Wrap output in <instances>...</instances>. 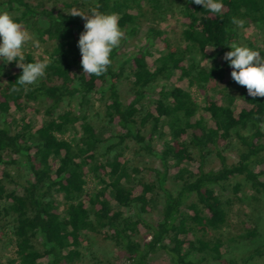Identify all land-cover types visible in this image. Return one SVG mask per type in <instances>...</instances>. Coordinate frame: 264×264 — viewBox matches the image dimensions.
<instances>
[{
  "label": "trees",
  "instance_id": "trees-1",
  "mask_svg": "<svg viewBox=\"0 0 264 264\" xmlns=\"http://www.w3.org/2000/svg\"><path fill=\"white\" fill-rule=\"evenodd\" d=\"M145 6L163 18L172 0H0L1 12L17 11L16 21L49 42L41 55L24 49L25 62L51 59L27 90L15 85L22 71L15 61L7 69L0 61V238L14 246L11 264H80L90 233L118 249V264H150L158 252L170 264H264V211L253 218L241 210L239 231L229 240L243 239L242 250H231L221 235L244 184L250 200L264 202V97H249L240 84L235 93L219 88L232 71L219 54L230 50L227 44L241 45V27L231 18L264 29V0H222L217 14L181 0L182 43L157 22L146 28L151 45L122 54ZM92 7L117 13L124 29L99 77L82 73L77 41L84 19L70 14ZM249 47L264 57V41ZM151 48L158 52L152 64ZM213 82L217 98L206 94ZM193 86L205 94L203 105ZM95 95L104 107L103 127L88 112ZM38 104L43 116L34 121ZM107 126L115 132L107 135ZM129 140L161 167L133 165ZM232 146L235 161L226 154ZM213 154L219 166L206 168ZM191 162H198L197 171Z\"/></svg>",
  "mask_w": 264,
  "mask_h": 264
},
{
  "label": "rangeland",
  "instance_id": "rangeland-1",
  "mask_svg": "<svg viewBox=\"0 0 264 264\" xmlns=\"http://www.w3.org/2000/svg\"><path fill=\"white\" fill-rule=\"evenodd\" d=\"M45 3L48 4H54V5H60L63 1H73V0H41ZM80 3L84 2L85 0H78ZM181 0H172V9L167 10L165 16L163 18L157 17L151 10V8H148V6H145V15L142 16L141 23H140V28L139 31L133 35L130 36L128 39L123 40L124 36L121 38V46L120 49L122 51V54H130L132 49L138 45V44H145V45H151V40L149 39V36L147 34L146 28L150 25H156L158 23L162 24V27L164 29H168V34L170 38L175 42V43H182V41L179 39L180 35V29H181V24L178 21V13H179V4ZM78 6V5H76ZM1 12V11H0ZM14 20L15 17L18 15V12L16 11H10L7 12ZM158 20V21H157ZM158 22V23H157ZM21 26L24 29H27L32 35L33 38L39 41L40 46L39 47H33L31 41H29L25 46L24 49L31 51L35 55H41L45 53L47 46H49V42H46V39L42 40L38 38V33L37 31L28 26L26 22L20 21L19 22ZM122 29V28H121ZM124 31V29H122ZM240 41L241 45L249 47V43H260L264 41V29L262 27H259L256 24L250 23L248 25L242 26L240 30ZM120 42V43H121ZM250 48V47H249ZM152 55L148 56V61L152 64L155 61L156 56L158 55V52H156V48H151ZM223 54H219V59L223 60ZM6 69L10 66V62L4 63ZM177 78V75L175 76ZM226 79L227 81L223 83L224 85L219 86L225 87L226 91L235 93L236 88L238 87V83L235 82L230 73L226 74ZM176 80V79H175ZM213 86H211L207 91L206 94L210 95L212 97L217 98L218 97V91L216 90V83H211ZM119 89L120 92L123 96V98L127 97L129 94V82L128 80H122L119 84ZM222 89V88H221ZM224 89V88H223ZM190 91L193 93L194 96L197 97L199 103L201 105L204 104V96L205 94L200 92L196 86H193L190 88ZM35 105L36 102H34ZM39 105V104H38ZM39 112L33 111L31 113V117L34 119V121H38V116H43V110L42 107L39 105ZM88 112L91 114L93 117V120L95 121L96 124L99 126H104L107 124V119L104 115V107L101 104L100 96L95 95L92 98V104L91 107L89 108ZM106 128V134H110L111 132H115L113 128H110L109 126L105 127ZM71 133L73 134L74 131L71 129ZM129 147L126 150V154L129 156L131 159L133 165L135 164H146L149 167H161V162L156 157L155 155L149 154L147 151L138 149L139 145L135 143L134 141L129 140L128 143ZM226 154L229 156L230 161H235L237 159L236 151H235V146H232L229 148L226 152ZM191 169L194 171H197V165L198 162H191L190 164ZM219 166L218 159L213 155H210L209 158L206 161V168H217ZM150 172V170H147V173ZM174 183L171 180H168V186H173ZM243 196L242 200L239 202H236L234 205V212L235 215H233V220L229 224V226L225 227L223 230H221V235L225 238H227V244L230 245V249H235L234 245L240 246V250L243 249V239L239 238L235 241H230L229 238L231 236H236V234L239 231V225H240V216L241 210L245 209L251 212V215L253 218H258V216H261L264 211V202L259 201V202H254L250 200L248 197L252 193V189L247 187L246 184L241 189ZM241 194V193H240ZM246 195V196H244ZM59 198H61V195H57ZM160 207L156 208L154 211L153 215L151 217L153 219H158L160 217ZM214 235H220L219 232H214ZM87 241V249H85V257L83 258L82 262L80 264H118L120 261L119 255H118V249L115 248L113 245L105 242L102 240L100 236H98L95 233H90ZM227 249L228 246L226 245ZM224 247V249H226ZM231 249V250H232ZM14 246L7 243L6 238H0V260L4 264H11L10 259L14 257ZM92 256H89L91 255ZM226 254V253H225ZM229 255H233L232 251L229 253ZM150 264H170L168 260V256L163 253V252H158L154 254L150 260Z\"/></svg>",
  "mask_w": 264,
  "mask_h": 264
},
{
  "label": "clouds",
  "instance_id": "clouds-1",
  "mask_svg": "<svg viewBox=\"0 0 264 264\" xmlns=\"http://www.w3.org/2000/svg\"><path fill=\"white\" fill-rule=\"evenodd\" d=\"M192 3L202 5L203 9L217 14L222 9V0H191ZM84 19L83 31L77 41L81 54L80 64L82 73L94 74L99 77L106 72L111 63L110 53L117 47L124 36L118 21L117 13H105L92 7L88 13L73 9L70 13ZM234 25L242 27L243 19L232 17ZM31 41L33 47H39V41L14 20L7 12H0V61L4 63L15 61L22 69L15 81L19 88L27 90L45 75L50 58L25 62L24 46ZM229 51L223 55L232 71V79L245 86L247 95L252 98L264 97V57L255 49L237 43L227 44ZM79 81L74 82L78 86ZM17 87L11 91L19 90Z\"/></svg>",
  "mask_w": 264,
  "mask_h": 264
}]
</instances>
